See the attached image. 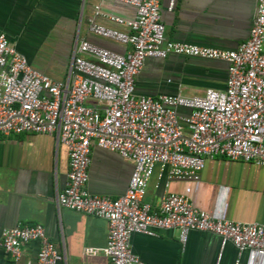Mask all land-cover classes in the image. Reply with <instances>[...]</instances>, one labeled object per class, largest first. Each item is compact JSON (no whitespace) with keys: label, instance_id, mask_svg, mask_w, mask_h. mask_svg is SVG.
<instances>
[{"label":"built area","instance_id":"1","mask_svg":"<svg viewBox=\"0 0 264 264\" xmlns=\"http://www.w3.org/2000/svg\"><path fill=\"white\" fill-rule=\"evenodd\" d=\"M111 1L134 7V17L108 16L98 7L96 16L127 30L92 19L89 31L128 46L127 51L78 39L63 81L32 67L0 33V137L57 134L68 150L70 168L57 206L108 222L103 253L112 264H145L133 252L131 236L155 237L170 229L179 230L184 244L192 231L216 234L222 246L232 243L237 249L235 264L242 258L245 264H264V223L213 218L176 193L165 194L158 207L144 201L157 170L167 181L199 180L207 160L220 157L264 166V0H257L248 39L233 50L166 40L163 0ZM171 55L225 62V88H207L195 96L181 91L158 97L137 94L136 79L146 60ZM93 145L133 164L128 188L116 199L87 188ZM32 241L40 245L37 264L62 261L40 224L5 229L0 245L18 261L22 245Z\"/></svg>","mask_w":264,"mask_h":264},{"label":"crops","instance_id":"2","mask_svg":"<svg viewBox=\"0 0 264 264\" xmlns=\"http://www.w3.org/2000/svg\"><path fill=\"white\" fill-rule=\"evenodd\" d=\"M171 0L161 2L168 41L233 50L248 39L257 0ZM131 19L135 8L111 0H0V33L24 54L32 67L56 81L67 78L78 39L125 53L128 46L89 31L90 20L126 31L124 26L96 16ZM227 64L171 55L148 58L136 79V93L158 97L176 94L188 83L201 88L224 89ZM170 80V82H169ZM69 154L57 134L22 133L0 137V243L2 232L17 225H42L62 254L58 264H112L103 253L108 222L100 217L59 208L57 193L64 189ZM133 164L118 153L95 145L91 149L90 193L116 199L129 184ZM153 176L144 201L158 207L163 196L176 193L213 218L264 223V166L229 158L207 160L199 180H170ZM133 252L145 264H235L237 249L222 246L220 236L192 231L184 244L177 229L155 237L133 234ZM39 242L22 245L15 261L0 245L2 264H37ZM93 248L96 253H86ZM240 264H245L244 258Z\"/></svg>","mask_w":264,"mask_h":264},{"label":"rangeland","instance_id":"3","mask_svg":"<svg viewBox=\"0 0 264 264\" xmlns=\"http://www.w3.org/2000/svg\"><path fill=\"white\" fill-rule=\"evenodd\" d=\"M182 94L185 96H195V95H202V92L200 87L196 85L184 83Z\"/></svg>","mask_w":264,"mask_h":264}]
</instances>
